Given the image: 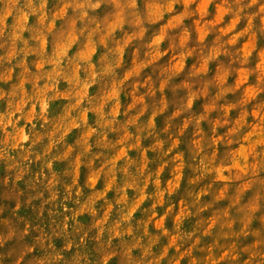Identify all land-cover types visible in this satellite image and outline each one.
<instances>
[{"label":"rangeland","instance_id":"1","mask_svg":"<svg viewBox=\"0 0 264 264\" xmlns=\"http://www.w3.org/2000/svg\"><path fill=\"white\" fill-rule=\"evenodd\" d=\"M0 264H264V0H0Z\"/></svg>","mask_w":264,"mask_h":264}]
</instances>
